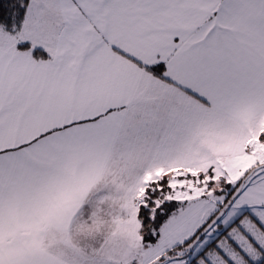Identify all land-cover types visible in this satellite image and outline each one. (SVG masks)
Masks as SVG:
<instances>
[{"label": "snow or ice", "instance_id": "1", "mask_svg": "<svg viewBox=\"0 0 264 264\" xmlns=\"http://www.w3.org/2000/svg\"><path fill=\"white\" fill-rule=\"evenodd\" d=\"M0 264H264V0H0Z\"/></svg>", "mask_w": 264, "mask_h": 264}]
</instances>
